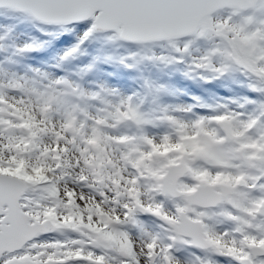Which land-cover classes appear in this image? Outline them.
Listing matches in <instances>:
<instances>
[{"label":"snow or ice","instance_id":"1","mask_svg":"<svg viewBox=\"0 0 264 264\" xmlns=\"http://www.w3.org/2000/svg\"><path fill=\"white\" fill-rule=\"evenodd\" d=\"M0 13L46 37L20 53L70 37L61 61L95 42L183 63L202 41L192 71L240 74L264 97V0H0ZM0 87L18 93L0 92V264H182L181 247L264 264V102L248 114L185 121L164 109L151 120L130 100L92 115L69 99L84 93L67 80ZM122 126L136 132L116 134ZM17 166L23 177L11 175Z\"/></svg>","mask_w":264,"mask_h":264},{"label":"rangeland","instance_id":"2","mask_svg":"<svg viewBox=\"0 0 264 264\" xmlns=\"http://www.w3.org/2000/svg\"><path fill=\"white\" fill-rule=\"evenodd\" d=\"M27 29L34 32V28L27 25ZM65 51V50H64ZM63 49L56 55L57 64L50 63L49 66H45L41 63L40 59L50 57L51 52L43 53V56L33 55L32 52L27 53V56H32V61L23 60L18 65H5L3 66L2 58L0 57V86L8 84L12 80L19 81L27 88L42 89L44 85L55 80H67L71 85L78 88L84 93V98L76 100L75 98H69L74 103H78L80 107L85 108L90 114L95 115L98 109L110 110L109 106H114L121 101L130 100L133 106H136L139 112L146 116L149 114H156L157 118L161 115L162 111H158V102H153V106L156 107L153 111L150 109V102L145 103L143 100L136 98L135 84L139 81V78H135L136 72L129 70H122L118 68H111L110 64L105 66L108 69L107 72L100 73L95 69L88 68L85 72V76L82 79L77 74L76 62L71 58L66 61H61L59 58L64 53ZM44 76H43V75ZM77 75L74 76V75ZM134 76V78H133ZM99 81V85L93 84L95 81ZM183 92L178 98L172 100V107L168 106L167 110L170 114L177 116L185 121L194 120L198 117H210L224 111L232 112H245V114L254 112L257 110V106L253 103H248L257 94L250 93L244 87H236L238 93L234 101L230 100L231 97L226 91V88H222L220 85H211L204 91L201 88H196L192 83L183 81ZM0 92L4 93L8 97L18 95L16 92H12L7 88L0 87ZM198 93L209 97V102L206 105L199 106L197 97L192 94ZM95 96V99L92 97ZM164 101L167 98H163ZM243 104L245 107L241 109L239 105ZM202 107V108H197ZM177 108L190 109L187 112H176ZM199 109V110H197ZM162 126H146L145 131L150 135H159L164 132ZM136 132L135 127H120L116 134L126 133L134 134ZM145 222L147 230L151 232H159L160 228L157 227L159 221H154L153 218L145 216L140 217ZM223 230V226H220ZM175 255L182 261V264H198L197 258L201 262H209V264H229L228 260L215 256L211 253L196 250L192 247H181L175 252Z\"/></svg>","mask_w":264,"mask_h":264},{"label":"trees","instance_id":"3","mask_svg":"<svg viewBox=\"0 0 264 264\" xmlns=\"http://www.w3.org/2000/svg\"><path fill=\"white\" fill-rule=\"evenodd\" d=\"M26 23L16 19L3 15L0 13V57L2 58V65H18L24 59L29 57L27 53H20L18 49L25 44L36 43L40 44L46 37L42 36L34 28V32L27 29ZM71 43L70 37H62L55 46L44 47L35 51L36 54L45 53L50 51V57L43 59L42 64L46 67L52 64H57L56 55L63 49L67 50ZM182 46V45H181ZM204 51V45L202 41H197L190 48V54L181 57L183 63H159L151 60H140L138 55V49L134 45H125L124 47H101L98 43H91L81 50L82 54H77L71 59L76 62L77 74L80 79L85 76V72L88 68L95 69L100 73L107 72L108 69L105 66L109 65L111 68H118L122 70H132L136 72L135 78H139L137 84H135L136 98L143 100L145 103L150 102L151 110H155L153 102H158V111L167 109L168 106L172 107V100L178 98L183 92V81L192 83L196 88H201L204 91L211 85H220L222 88H226L227 93L231 97V101L240 91L236 90V87H244L251 91L248 86V81L240 74L226 75L219 79H211L207 73L194 72L191 70L192 60L195 57H199ZM153 52L158 55H166L175 57L176 54L170 52L167 49L161 50L159 48L153 49ZM152 53H148L151 55ZM133 57L132 59H126V64L130 65L126 67L120 63L122 58ZM43 75V74H42ZM44 76V75H43ZM77 77V75L75 74ZM211 79V82H205V79ZM134 78V76H133ZM134 78V79H135ZM93 84L99 85V81H95ZM253 92V91H252ZM196 96L199 106L208 104L209 97L199 95L198 93L192 94V97ZM163 98H167L166 101ZM236 101L235 99H233ZM251 102L258 105L264 102V97H254ZM155 110V112H156ZM153 111V113H155ZM145 117L151 120H156L157 115L149 114ZM11 175L23 177V167L17 166L12 170Z\"/></svg>","mask_w":264,"mask_h":264},{"label":"water","instance_id":"4","mask_svg":"<svg viewBox=\"0 0 264 264\" xmlns=\"http://www.w3.org/2000/svg\"><path fill=\"white\" fill-rule=\"evenodd\" d=\"M130 45V44H129ZM194 248V247H193ZM196 249V248H195ZM201 251V250H200Z\"/></svg>","mask_w":264,"mask_h":264}]
</instances>
